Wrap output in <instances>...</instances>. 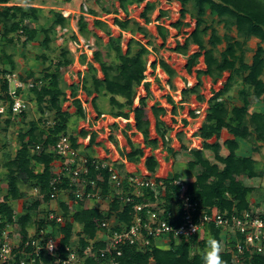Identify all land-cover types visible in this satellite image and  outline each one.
Returning <instances> with one entry per match:
<instances>
[{"label":"trees","instance_id":"trees-1","mask_svg":"<svg viewBox=\"0 0 264 264\" xmlns=\"http://www.w3.org/2000/svg\"><path fill=\"white\" fill-rule=\"evenodd\" d=\"M121 1V0H119ZM142 1V0H139ZM180 4V20L171 24L174 28H179L182 25L181 19L189 14L194 18V29L185 38L181 45L176 43L173 51L186 55L187 46L192 43L197 45L198 51L187 57V68L189 69L196 63L197 58L203 51V58L206 64L204 73L211 77H220L223 71H229V77L223 84L222 90L216 92L208 101L205 121L196 132L197 136L202 139H208L211 136H218L221 129L225 128L232 138L225 141V146L228 149V154L222 157L218 154L219 144H208L203 142L202 148H209L213 151L215 160L223 165L219 169L217 164L210 163L202 156V149L192 148L189 151L194 157V161L189 163L190 169L196 164H199L203 169L198 173L192 182L187 184V194L192 200L198 202L200 210L211 212L213 210H236L241 211L249 208L248 195L252 188L245 186L241 180L242 175L252 178L258 175L255 170V160L252 156L240 157L235 151L238 149L237 139L255 140L264 142V111L250 110L251 101L249 97L261 100L264 103V48L261 45L264 42V0H173ZM12 0H0V3H8ZM191 5L192 10L187 8ZM34 6H21L13 4L3 6L0 9V26L2 35L7 41H12V34L23 33L27 42L38 41L44 49H49L51 41V33L56 26L65 27L68 22V17L63 16L59 12H53L54 19L48 28H34L23 25L24 21L34 20L38 18V10ZM153 10V5L146 3L140 17L146 23L149 21L147 13ZM226 30L234 28L236 36L232 37L225 33L220 36L215 28L208 25L205 21L206 11ZM93 12V11H92ZM77 32L85 39L88 38L90 31L87 28V21L83 15H80L77 20ZM113 24L117 25L122 30L130 32H139L146 36L145 29L133 19L114 18ZM93 27L103 31L108 38V47L114 52V62H105L101 59V52L93 51V61L98 63L102 72L103 78L96 76L97 69L88 64V72L91 83L96 91L104 90L110 95V104L118 109L116 115L127 116L128 113L122 112V108L127 106L134 112L136 128L145 132L149 122L145 113V98H139V105L132 108L136 89L144 80V71L146 70V55L149 53L147 47L140 41L130 38L126 45V50L123 52L121 47V37L111 36L109 27L105 22L99 19L93 20ZM110 28V27H109ZM158 34L165 41V27L157 26ZM129 31V30H128ZM208 34L209 48L204 45V36ZM39 36L41 40H39ZM250 38H256L259 42L256 44L250 63L245 62L244 55L246 52V42ZM225 43L224 50L219 57L214 54V49L217 45ZM135 44L138 49L135 53H131V47ZM43 62L48 60V56L42 53L38 56ZM11 69L14 68L12 59L9 57ZM73 63V56L68 48H61L59 54L56 55V60L42 70L40 77H35L32 71L27 72L26 77L30 79H42L43 84L40 87L32 88L30 91L34 95L36 104L40 112L46 108L54 113V125L48 130L40 129L37 121H30L29 128L18 134L20 147L15 152L14 156L4 157L1 167L4 169L5 182L7 185V193L5 200L0 201V236L2 230L7 224L16 223L21 233V243L27 240V227L33 222V217L37 216V209L41 204V200L45 203L49 202V194L51 190L50 182L54 177V172L51 168V162L54 158L52 153L48 151V147L54 145L60 134L64 133L68 119V113L61 109V99L65 98V92L60 84V71ZM162 70H164L171 78L174 75L173 69L163 60L158 61ZM238 63V66H236ZM155 67L156 62L150 63ZM52 67V68H51ZM9 69L8 71H13ZM7 71V70H3ZM234 75H242V81L247 88H242L238 91L242 106L233 107L230 111L225 106L223 100H219L220 95L229 88V83ZM83 86L88 82V78H83ZM6 83H2V89H6ZM85 88V87H84ZM185 90V89H184ZM185 92V91H184ZM71 96H75L72 91ZM116 96L124 98V102H119ZM76 108V112L82 116V108L80 102L74 98L72 100ZM43 104L46 106L43 107ZM155 112V108H152ZM25 112L20 115H24ZM230 113V116H228ZM6 124L7 121H6ZM163 135V134H162ZM45 136V137H43ZM27 137L28 139H25ZM71 139V137H70ZM36 145H40V149L32 152ZM255 151L259 149L256 146ZM87 167L89 177L95 178L100 173L104 179L103 194L112 191L108 184L109 173L107 168H95L93 160L87 157ZM34 164L42 165L43 169L40 173L35 172ZM147 169L154 171L156 161L153 158L146 160ZM175 179H179V175H173L163 179V184L157 192L159 199L164 200V206L168 209L171 203L177 197L178 188L173 184ZM69 178L64 175L61 183L58 185L60 189L68 188ZM27 186L29 189H37L41 195V200L34 198L31 202L23 201L22 214L14 221V210L10 205V200L22 199V187ZM114 195V194H113ZM69 196L73 198L70 193ZM145 198L155 199L154 194L149 190H144ZM143 197L134 198V202H142ZM75 202V201H74ZM61 209L64 216L68 213V207L61 204ZM120 201L117 196H113L110 201V210L107 215H103L97 208H81L77 209L72 214V221H67L63 226H59L55 220H46L44 217L36 219L35 223L41 228L46 225H51L55 231L62 234L59 241L61 255L64 256V247L71 241L73 227L75 224L80 226L78 249L81 252L89 245V240L93 239L97 230V221L110 217V212H116V217L125 223H129L131 216L129 212L132 206H125L123 212H118ZM46 213V212H44ZM46 215V214H45ZM210 231L201 239L198 236H192L188 241H181L175 244L170 243L167 248L151 246V248L141 251L134 246H123L122 255L119 256L118 264H203L202 254L206 248L207 240L215 238L220 241V231L213 226H208ZM195 247L199 248L198 252L191 254V250ZM43 264H55L50 257H42ZM222 259L225 263L230 261V255L222 253ZM103 258L94 259L88 257L84 264H106ZM261 261H257L260 264ZM16 264V263H13ZM39 264V263H37ZM256 264V263H255Z\"/></svg>","mask_w":264,"mask_h":264},{"label":"crops","instance_id":"crops-1","mask_svg":"<svg viewBox=\"0 0 264 264\" xmlns=\"http://www.w3.org/2000/svg\"><path fill=\"white\" fill-rule=\"evenodd\" d=\"M166 1H169L170 3L172 2L176 5H180L178 2L173 0H166ZM69 2H71V0H69ZM147 2L153 5V10L147 13V17L149 21L146 23V21L140 17V14L144 10L145 4ZM161 2L162 0H142V1L129 0V2H127L126 4L128 10L129 7L133 5L144 6L142 10L139 12L138 16H132V18H130L126 15L125 18L122 19H134L145 29L147 34L146 36H144L139 32H135L136 34L142 37V40H144L145 43H143L141 39L137 38L134 32L131 33L128 30L126 31L122 30L117 25L115 24L109 25L106 22L109 27L112 26L111 27L112 33L117 31V34L119 36L122 35L120 41L123 52L126 50V45L130 38H134L136 41H140L142 44H144L149 51L147 55H149L151 51V48L149 47H153L152 44L149 42L151 41L150 38L151 36L154 37L153 39L156 42H159L157 39L159 38L160 40L159 46L164 45V48L169 47L167 45L169 41L167 39L163 41L161 39V36L158 34L157 26H163V24L158 23L159 18L156 19L157 22L153 20L151 21L150 20L151 16L149 15V13H153L155 11L159 12L160 10L164 11L168 9L167 6L164 7L166 5L165 0L164 2H162L163 5L161 4ZM124 4H125L124 0L118 2L117 0H115L114 5L116 9L118 8L119 11H123L122 7L124 9L125 7ZM94 11L96 12L97 10L94 9ZM162 13L166 14V12H162ZM162 13L159 12V15H161ZM87 15H89L93 19L101 20L102 18L98 14H93V15L87 14ZM179 20L180 18L177 21ZM183 20L186 21L185 17L181 19L182 25L179 28L176 29L171 26V24L177 21L172 23L170 22L169 28L172 27L174 28V30L176 29L178 31L181 27H183V24L189 23V22L184 23ZM154 22H155L154 25H155L156 34H154L151 30H149L150 25H152V23ZM87 24H88L87 28L90 31L89 35L91 36L85 39L78 32H75L76 36L78 37L77 38L75 36V41H79V40L84 41V43H81V45L83 44L85 45V43H87L88 45L85 46L84 50H80V52H78L77 54L75 53L76 52L75 50L71 49L72 48L71 47L69 50L71 51V54L72 53L74 54L72 55L73 63L65 68H62L60 71V74H62L64 79L67 80L66 84L69 87L68 90L65 91V98L70 99V101L76 98L80 102L83 112V115L80 116L76 112V108L72 102L70 104L71 105L70 109L63 108L62 105L63 100L61 99V109L62 111H66L68 113L65 132L71 137L72 144L79 152L80 157H84V156L89 157L93 161L98 162L99 164L105 163L111 165L120 173L122 177H126L131 174L136 176L144 175L163 181V179L167 177L178 174L179 179H175V180H182L184 183H186V185L189 182H192L195 179L196 175L200 173L203 169L199 164H196L192 169H190L189 163L191 161H194V157L189 151L192 148L195 149L197 148L199 150L202 149V156L205 159H207L210 163L217 164L219 169H222L223 165L215 160L213 151L209 148L203 149L202 144L203 142H206L208 144L218 143L219 144L218 154L222 157H225L228 154V149L225 146V141L227 139L232 138V136L227 132L225 128L221 129L218 136L213 135L205 140L202 139L200 136L196 135V132H198L199 128L202 126V124L205 121V115H206V110L208 108L209 99L216 92L220 91L218 90L215 93L211 92L209 83L213 77L204 73V71L206 70V64L203 58V51H201V54L196 60V63L192 65L188 69V71L186 66L187 59L185 60L183 72L181 71V69L178 70L174 66V64L170 62L172 58L171 55L175 53V51H173V48L176 46V43L182 45L184 43L185 38L188 37V35L194 29V26L193 28H191V31L189 30L188 33L183 34V39H181V35L177 36L176 38L177 42L171 48V51L173 52L160 49L161 57L155 56L153 57L152 60H149L148 57H146V70L144 71L145 77L142 83L136 89V96L134 98L132 105V108L137 107L139 105V98L142 97L145 98L144 109L149 125L145 132H141L136 128L133 110L125 106L122 108L121 111L124 113H128V115L127 116L116 115L118 109L115 108L114 106H111L110 95L107 94L102 89L100 91H96L93 84L90 81V78L87 77V75L89 74L87 65L90 63L97 69L96 76L100 79L103 78L98 63L94 62L92 58V53L94 50H92V48L87 49L88 46L94 43L93 41H94L95 30L100 31L102 35L107 37V43L109 38L106 34L103 33V31L94 28L93 22L92 23L87 22ZM193 25H195V23ZM165 29L167 32L166 27ZM112 33L111 36H113ZM169 34L173 36L171 32H169ZM97 35L101 36L100 34ZM124 37L125 38L128 37V38L125 39ZM123 39H125L124 44H123ZM257 41L259 42L258 39ZM190 47L192 49L194 48L197 49L191 51L190 52L191 54L198 51L197 45L191 43ZM191 48H189V50ZM137 49H138L137 46H136V50L131 49V53H135ZM110 50L111 49L108 47L106 48V50H104V52H107L108 54ZM176 54L183 56V54L179 52H176ZM186 55H187V50H186ZM199 58H201L200 61ZM159 60L165 61L170 66V68L173 69L174 75L171 78H169V75L164 70L161 69L158 63ZM154 61L156 62L155 67L150 65V63ZM247 63L249 62L247 61ZM197 64L202 65V68H195V65ZM41 71L42 70H39V72ZM225 72L227 73L229 71H223L221 76H223ZM34 76L36 75L34 74ZM25 77H26V73H25ZM69 77L71 78V80L69 79ZM84 77L88 78V82L85 86H83V81H82ZM204 81H206L208 85L207 89L204 86L203 83ZM221 88H223V86H221ZM72 91L75 92L74 97L71 96ZM26 93L27 91L24 94ZM30 94H32L31 91ZM186 94H188L189 97L186 96ZM116 99L119 102H124V98L121 96H116ZM257 100L258 99H255V102ZM250 101L251 103L253 102V100ZM240 106H242L241 100L240 103L236 104L233 107H240ZM72 108H74V110ZM152 108H155V112L152 110ZM195 108L196 109L203 108L204 112L202 113V115H196L194 112ZM250 110L263 112L264 103L262 102V104H260V107L258 109H251L250 106ZM4 116L5 118L3 119L0 118V129H2V127L3 129H6V126H8V124L18 122L17 116L24 117L25 113L24 115H14L9 112H5ZM228 116H230V113ZM6 121L8 124H6ZM68 124H70L71 128H68ZM26 130L27 129L25 128V130H23L22 132ZM20 132L21 130L18 131V134ZM25 139L28 138L25 137ZM237 141H238V149L235 151L236 155L240 157L250 156L248 154V149H246L244 144V142H246L247 140L237 139ZM20 144L21 143L18 140V144H16L15 152L20 147ZM35 151L36 150L34 148L32 152ZM48 151L52 153V155L54 156L51 162L52 171L54 173L58 172L60 170L61 159L54 152L53 145L48 147ZM148 158H153L156 161V166L154 168V171H150L147 169L146 160ZM176 165L179 167L176 168ZM34 169L35 172L40 173L43 167L42 165L34 164ZM181 169H183L181 174H183L184 176H182L180 173L177 172V170H180L181 172ZM0 170H3L4 173V169L1 167V165H0ZM255 170L257 171L258 174H260L257 169ZM242 176L240 177L243 182L244 178ZM243 184L245 186L250 187L249 185H246L244 182ZM30 190H34L38 193V190L35 188L34 189L30 188ZM22 191L23 193H25L23 189ZM252 192H253V188L251 193H249L248 195V201H249L248 209L257 210L262 214H264V211H262V209L260 208L255 209V206H253L254 208L252 207V203L250 202V196ZM41 198L42 197L39 194V197L37 199L41 200ZM69 198H70L69 194L66 193L61 195L57 200H49V202L47 203L41 200L40 206L49 204L50 209H53L55 213L60 215L62 212L60 205L62 203L67 205L69 209H75L76 206L84 209L90 208L89 206L91 205V203L88 204L84 202H77V201L74 202L72 200H70L71 204L69 206L70 203ZM51 205L54 206V208H52ZM15 209L13 208L14 221H16V219L23 212L22 205L21 208H17V211L19 213L18 215L16 214ZM109 210H110V206L107 207V211ZM44 212H46L45 213L46 215L44 214V216L39 215V217L37 218L33 217L34 223H32L29 227H27V239L39 233L40 228L38 227V224L35 223V220L43 217L47 220L48 215L52 211L46 209ZM41 229H44L46 234L50 233L51 235H55V231L51 225L43 226L41 227ZM2 231L4 232V236H6L9 241L14 242V238H18L17 243L22 242L21 233L16 223L7 224Z\"/></svg>","mask_w":264,"mask_h":264},{"label":"built area","instance_id":"built-area-1","mask_svg":"<svg viewBox=\"0 0 264 264\" xmlns=\"http://www.w3.org/2000/svg\"><path fill=\"white\" fill-rule=\"evenodd\" d=\"M13 4L20 5L8 2L0 3V7ZM2 83L7 85L5 90L2 89ZM42 84V79L26 78L15 71H7L0 76V116L5 112L14 115L25 112L28 102L24 93ZM194 112L196 115H202L204 109L195 108ZM39 149L40 146L36 145L35 150ZM53 150L60 157L61 165L50 182V200H57L61 195L71 193L73 198H69V201L92 202L89 207L97 208L103 215H107V207L110 206L114 194L121 205L118 212H123L125 206H132L129 212L131 219L129 223H125L116 217V212H110L109 218L97 221L98 230L94 238L89 240L88 246L80 252L78 242H74L71 237V241L64 247V256L60 252V232L51 235L40 228L38 234L24 243H15L9 241L2 231L0 264H43V256L52 258L55 264H84L88 257L103 258L106 264H118L117 258L122 255L123 246H134L141 251L151 246L167 248L171 242L177 244L188 241L194 235L199 239L208 233L210 236L208 226L220 231L223 253L230 255V261L225 264H257V261L264 264V214L261 212L253 209L211 212L200 210L198 202L187 194V185L182 180L173 181L178 188L177 197L168 209L164 206V200L159 199L157 194L163 184L162 180L132 174L122 177L113 166L93 161L96 169L107 168L109 173L108 184L112 191L103 194L102 175L98 173L95 178L89 177L88 159L85 156L80 157L68 134L59 135ZM64 175L69 178L68 188L60 189L58 185ZM144 190L151 191L155 199L143 197ZM139 197L144 200L133 201ZM70 204L71 201L69 206ZM63 216V212L60 215L52 211L47 218L63 226L65 222L72 220V217L66 220ZM194 249L199 250L197 247Z\"/></svg>","mask_w":264,"mask_h":264},{"label":"rangeland","instance_id":"rangeland-1","mask_svg":"<svg viewBox=\"0 0 264 264\" xmlns=\"http://www.w3.org/2000/svg\"><path fill=\"white\" fill-rule=\"evenodd\" d=\"M119 0H117L118 2ZM13 3H19L22 6H34L36 8H39L38 10V18L36 21L34 20H27L24 21L23 25H27L29 27H34V28H40V27H46L48 28L51 24V22L54 19L53 12H59L63 16L68 17V22L65 27H60L56 26L51 35V41L49 43V49L46 50L44 49V46H41L38 41H32V42H27L23 45V41L25 40V35L23 33H15L12 34V41L9 42L7 39L2 35L1 32V26H0V76H3L4 73H6L9 69H11V64L9 63V57L12 59L14 68L13 71L22 74L25 76V73L27 72H34L36 75L35 77H40L42 75V71L39 72V70H44V68L49 64V61L54 62L56 60V55L59 54V51L61 48H68L75 50L76 54L80 52V50H84L85 46L88 45L85 43V45H81V43H84V41H75V32H77V20L80 15H83L85 20L89 23L93 22V18H91L87 14H98L102 18L101 20H106L109 25L113 24L114 18H125L127 15L128 17L132 18V16H138L139 12L142 10L144 7L143 5H133L129 7H126L127 2L129 0H124L125 2V7L122 10L119 11L118 8L116 9L115 7V0H12ZM164 2V0H162ZM161 2V4H162ZM165 6H167L168 9L162 11L160 10L159 12H166L162 13L159 15L158 11H155L153 13H149L150 20L156 21L158 19V23H162L164 27L167 28V32L165 29V39L169 41L167 45L169 47L159 46L160 40L159 38L158 41L156 42L153 38L150 37L151 41H149L153 47L151 48L150 54L146 55L149 60H152L153 57L155 56H160V49H164L165 51H171V48L174 46V44L177 42L176 38L178 35H181V39H183V34H186L191 31V28H193V24L195 23L194 18L190 19V16L186 15L185 20L183 22H189L183 24V27H181L178 31L174 28H169L170 22H175L180 18V5H176L174 3H170L169 1L165 0ZM163 5V4H162ZM119 6V3H118ZM2 7H0L1 9ZM187 8L190 11L192 10L191 5H187ZM97 10L96 12L94 11ZM106 9V11H105ZM108 9V10H107ZM93 11V12H92ZM158 12V13H157ZM205 15V21L208 25H211L217 33L222 36L223 34L227 33L232 37L236 36L234 28H230L229 30H226L222 27V25L217 21L215 17L210 16L209 10L206 11ZM64 13V14H63ZM66 14V15H65ZM93 19V20H92ZM134 20V19H133ZM102 21V22H104ZM157 22V21H156ZM191 22V24H190ZM106 23V24H107ZM156 23V24H158ZM155 22L150 25V29L154 34H156L155 30ZM88 25V24H87ZM190 25V26H189ZM112 26L107 27L110 32L112 33ZM134 28V26L129 27L130 29ZM114 29V28H113ZM117 30V29H116ZM137 32V31H136ZM169 32L172 33L169 34ZM104 33V32H103ZM132 33V32H131ZM135 33V32H134ZM94 34V33H93ZM100 34L101 36L97 35ZM105 34V33H104ZM136 34V33H135ZM112 35L114 37L119 36L116 32H113ZM121 35V34H120ZM91 35H88V38ZM122 36V35H121ZM120 36V37H121ZM137 38L142 40V37L138 34H136ZM42 36H39V40H41ZM77 37V36H76ZM78 38V37H77ZM125 38V37H124ZM128 38V37H126ZM125 38V39H126ZM92 39V38H91ZM125 39H123V44L125 43ZM204 45L206 48H209V44L207 42L208 40V34L204 36ZM90 40V39H89ZM130 40V39H129ZM94 43L91 44L90 46L87 47V49L92 48L94 51H100L101 52V59L106 61V62H114L115 63V58H114V52L113 50H110V52L107 54V52H104L106 48H108L107 45V37L102 35V33L98 30H95V35H94ZM143 43H145L144 40H142ZM257 39H248L246 42V52L244 55V60L245 62L251 61V56L253 53V49H255L256 44H257ZM106 44V45H105ZM105 45V46H104ZM261 45L264 48V42L261 43ZM191 43L187 46V55L186 56H180L178 54L173 53L171 56L170 62L174 64V66L183 72L184 71V65H185V60L189 56L188 54H191V51L197 50L196 48L192 49ZM189 48H191L189 50ZM225 48V43L222 42L221 44L217 45V47L214 49V54L216 57H219L220 53L224 50ZM131 49L136 50L135 44L132 45ZM150 50V49H149ZM71 52V51H70ZM104 52V53H103ZM173 52V51H171ZM42 53H45L49 58L46 60V62H43L41 59L38 58ZM164 53V52H163ZM72 55H74L72 53ZM167 55V54H165ZM83 58V57H82ZM201 58H199V61ZM90 64V63H89ZM236 66H238V63H236ZM52 68V67H51ZM195 68H202V65H195ZM11 69V70H12ZM7 70V71H3ZM188 71V68H187ZM72 74V73H69ZM229 72H225L223 76L217 77V78H212L209 87L211 89L212 93H215L218 90H222L221 86L225 83L227 78L229 77ZM72 76V75H70ZM90 75L88 74L87 77ZM228 76V77H227ZM242 75L237 76L234 75L231 79V82L229 83V88L227 90H224L222 95L220 96L219 100H223L225 106L230 110L233 106L236 104L240 103V97L238 94V91L241 90L242 88H247V86L243 83L242 81ZM71 80V78L69 77ZM60 80H61V87L65 91L68 90V85L66 84L67 80L64 79L63 75L60 74ZM219 80V81H218ZM205 88L207 89L208 85L206 81L203 82ZM188 96V94H186ZM189 97V96H188ZM24 98L26 99L27 103V109L25 110V116H17L18 117V122L8 124L6 126V129H0V165L4 160L5 155L7 154L8 156H13L15 153V148L16 144H18V131L28 129L29 124L28 122L34 120L37 121V124L40 129L48 130L49 128H52L54 125V113L53 111H49L46 108H44L43 112H40L38 109V106L35 101V97L33 94H30V91H28L26 94H24ZM250 100H253L251 103V109H258L260 107V104H262L261 100L256 101L253 99V97H249ZM62 105L63 108H71V102L70 99L63 98L62 99ZM46 105L43 104V107ZM74 110V108H72ZM262 110V109H261ZM0 118H5L4 115H2ZM68 128H71L70 124H68ZM246 149H248V154L252 156L255 160V169L258 170L260 174L258 176L253 177V178H248L245 176H242L244 178L243 182L246 185H249L251 188H253V192L250 196V202L252 203V207L255 206L256 208L262 209L264 211V142L258 143L257 141L251 139L246 142H244ZM243 144V145H244ZM258 146L259 149L255 151V147ZM246 154V155H248ZM179 166L176 165V168ZM183 169L177 170L178 173H182ZM5 174L3 173V170H0V201L5 200V194L7 193V187H6V182H5ZM184 176L183 174H181ZM22 189L25 191L22 195V199L16 201V200H10L9 203L12 205V207L15 209L16 214L18 215L17 208H21V205L23 201H28L31 202L34 198L39 197V193H37L34 190H30L27 186H23ZM111 200V199H110ZM105 203H108V201H105ZM89 204V203H88ZM91 204H93L91 202ZM52 206V205H51ZM54 208V206H52ZM74 208V207H73ZM79 207L76 206L75 209H68V213L65 216L66 220H69L72 217V214L78 209ZM254 208V207H253ZM51 210L54 211L53 209H50V205L46 204L43 206L38 207L37 209V216H34L35 218L40 216H44L45 210ZM81 209V207L79 208ZM257 211V210H256ZM259 212V211H258ZM64 217V216H63ZM72 221V220H71ZM73 233H72V240L74 242L78 241L79 238V230L80 226L78 224H75L73 227ZM15 243H17L18 238H14ZM195 251H199L198 249H193L191 251V254H193Z\"/></svg>","mask_w":264,"mask_h":264},{"label":"clouds","instance_id":"clouds-1","mask_svg":"<svg viewBox=\"0 0 264 264\" xmlns=\"http://www.w3.org/2000/svg\"><path fill=\"white\" fill-rule=\"evenodd\" d=\"M223 251V245L220 241H217L215 238H209L207 240L206 248L202 254L203 264H224L222 259Z\"/></svg>","mask_w":264,"mask_h":264}]
</instances>
